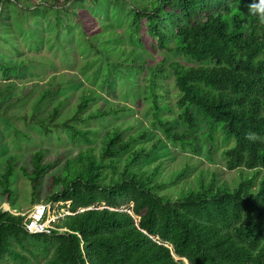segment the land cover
Here are the masks:
<instances>
[{
  "label": "trees",
  "instance_id": "trees-1",
  "mask_svg": "<svg viewBox=\"0 0 264 264\" xmlns=\"http://www.w3.org/2000/svg\"><path fill=\"white\" fill-rule=\"evenodd\" d=\"M132 2V31L140 34L144 21L160 48L191 61L177 59L170 65L180 92L179 119L186 129L178 130L172 119L159 115L153 70L151 126L163 136L150 144L148 127L128 136L112 127L96 147L91 145L94 131L79 122L129 108L109 105L84 115L94 98L83 93L72 116L60 124L73 141L88 146L67 158L48 183V202H66L71 213L50 233L33 234L25 229L23 216L0 209V264H9L7 258L30 262L17 246L29 249L31 240L53 248L45 264H264V23L249 12L253 0ZM12 84H4L2 97ZM51 91L42 93L36 106ZM61 107L56 105L44 117L32 114V123L50 130ZM199 120L206 124L204 135L211 145L219 130L225 142H233L224 153L226 167L253 174L233 188L201 178L198 185L169 198L161 193L169 183L159 182L161 164H138L153 158L165 140L199 153L198 136H192ZM58 162L45 163L40 149L32 156V167H21L35 194L43 175ZM16 168L11 158L0 176L6 200H11ZM185 174L179 171L172 180Z\"/></svg>",
  "mask_w": 264,
  "mask_h": 264
},
{
  "label": "rangeland",
  "instance_id": "rangeland-1",
  "mask_svg": "<svg viewBox=\"0 0 264 264\" xmlns=\"http://www.w3.org/2000/svg\"><path fill=\"white\" fill-rule=\"evenodd\" d=\"M60 1L0 3V176L11 158L17 161L11 177V200H6L0 185V209L11 213H27L38 202L50 203L47 200L50 178L67 158L88 146L83 141H73L60 124L72 116L83 93L94 98L84 115L109 105L129 108L106 118L79 122L94 131L91 145L96 147L100 146L104 132L112 127L122 129L125 136L148 127L150 144L163 136L159 128L151 126L155 119L149 87L153 70L156 99L162 107L159 115L172 119L178 130L186 129L179 119L180 92L170 65L177 59L191 61L160 48L144 21L140 34L132 31L131 10L135 5L132 0H71L66 4L62 3L65 0ZM9 81H13L12 87L2 97L4 84ZM49 90L52 94L36 106L34 101ZM60 103L58 122L50 130L32 123V114L47 116ZM206 130V124L199 120L198 129L192 131V136H198L199 153L191 148L182 150L165 140L153 158L138 164L142 167L161 164L159 182H169L161 193L175 199L183 190L198 185L201 178L233 188L253 174L243 168L228 169L224 153L233 142H225L219 130L211 145L204 135ZM40 149L44 150L45 163L59 162L43 175L37 195L21 167H32V156ZM182 170L186 174L172 180ZM65 203L52 204V215L58 209L63 213L67 209ZM26 245L29 249L17 248L29 257L27 264H45L52 257L50 245L46 249L42 242L34 240ZM7 262L22 264L10 258Z\"/></svg>",
  "mask_w": 264,
  "mask_h": 264
},
{
  "label": "built area",
  "instance_id": "built-area-1",
  "mask_svg": "<svg viewBox=\"0 0 264 264\" xmlns=\"http://www.w3.org/2000/svg\"><path fill=\"white\" fill-rule=\"evenodd\" d=\"M56 203L58 202H38L27 213L16 212L13 214H21L24 217V226L28 232L33 234L50 233L53 229H56L57 223L61 220L62 217H64L65 214L71 213L67 206V209L63 211V213H61L58 209L53 216L52 204ZM69 204L70 202L68 201L67 205ZM3 210L6 211L7 209ZM59 230L64 231L65 229L60 228Z\"/></svg>",
  "mask_w": 264,
  "mask_h": 264
},
{
  "label": "clouds",
  "instance_id": "clouds-1",
  "mask_svg": "<svg viewBox=\"0 0 264 264\" xmlns=\"http://www.w3.org/2000/svg\"><path fill=\"white\" fill-rule=\"evenodd\" d=\"M249 12L253 15H257L260 22L264 23V0H253L252 3L249 4Z\"/></svg>",
  "mask_w": 264,
  "mask_h": 264
},
{
  "label": "water",
  "instance_id": "water-1",
  "mask_svg": "<svg viewBox=\"0 0 264 264\" xmlns=\"http://www.w3.org/2000/svg\"><path fill=\"white\" fill-rule=\"evenodd\" d=\"M170 246V245H169ZM171 247V246H170ZM184 260H186V262L188 263V261H187V259L186 258H184Z\"/></svg>",
  "mask_w": 264,
  "mask_h": 264
}]
</instances>
